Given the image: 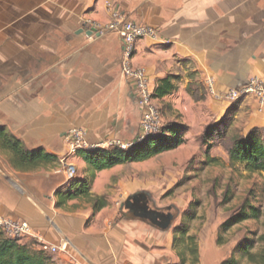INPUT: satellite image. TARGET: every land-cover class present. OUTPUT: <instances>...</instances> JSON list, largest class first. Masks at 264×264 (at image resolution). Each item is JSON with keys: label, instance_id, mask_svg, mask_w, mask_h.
Instances as JSON below:
<instances>
[{"label": "crops", "instance_id": "obj_1", "mask_svg": "<svg viewBox=\"0 0 264 264\" xmlns=\"http://www.w3.org/2000/svg\"><path fill=\"white\" fill-rule=\"evenodd\" d=\"M111 9L156 29L157 39L136 41L132 56L153 89L168 75H179L176 85L184 80L179 91L208 77L220 91L251 76L264 78V0H0V126L27 148L42 147L83 170L85 163L68 154V130L82 128L90 140L116 136L125 142L140 134L141 109L120 72V39L111 32L89 35L82 24L106 23ZM207 104L212 112L233 108L247 115L251 124L243 135L264 125L252 97L210 96ZM9 159L0 150V172L21 195L10 208L0 202V211L26 220L38 238L51 244L65 238L75 259L94 264L178 262L171 229L120 212L125 197L140 190L139 180L120 171L125 163L96 173L90 201L57 207L54 192L69 179L62 165L18 171ZM99 196L106 205L94 211L91 198ZM20 241H33L38 249L35 237ZM58 260L71 264L65 256Z\"/></svg>", "mask_w": 264, "mask_h": 264}, {"label": "rangeland", "instance_id": "obj_2", "mask_svg": "<svg viewBox=\"0 0 264 264\" xmlns=\"http://www.w3.org/2000/svg\"><path fill=\"white\" fill-rule=\"evenodd\" d=\"M179 82L173 97L156 99L155 103L162 126L181 123L187 127L184 143L146 162L125 163L120 171L140 181V190L134 193L147 194L157 208H172L174 218L168 229L173 231L172 249L178 262L194 264L193 257L184 250L187 241L179 232L183 229L193 236L198 247L195 264H221L229 257L240 264H251L242 256L241 247L250 244V250L257 253L264 243V174L246 171L242 164H231L226 152L232 137L243 135L242 130L251 123L246 120L247 115L240 116L233 108H217L212 112L207 104L211 95L203 81L192 80L181 91ZM223 117L227 120L230 117L229 132L207 139V128ZM1 153L6 154L2 150ZM96 173L85 164L83 170L78 168L75 177L85 174L92 182ZM20 195V189L12 186L0 172L1 204L10 208ZM253 208L257 210L256 217ZM239 211L250 216L224 226Z\"/></svg>", "mask_w": 264, "mask_h": 264}, {"label": "trees", "instance_id": "obj_3", "mask_svg": "<svg viewBox=\"0 0 264 264\" xmlns=\"http://www.w3.org/2000/svg\"><path fill=\"white\" fill-rule=\"evenodd\" d=\"M188 77L194 78L193 73ZM179 75H168L158 81L154 87L152 96L161 100L172 94L177 89L176 82ZM230 117H223L212 124L206 130L207 139L222 137L229 132ZM187 127L181 123L163 125L161 131L150 135L127 149L109 148L95 150H78L75 156L81 159L95 172L110 169L124 163H138L150 160L156 155L176 149L185 141ZM0 150L10 154V163L18 171H31L42 167L54 166L58 163L55 155L46 152L42 147L29 149L25 144L10 133L5 127L0 126ZM228 160L231 164H242L246 171L262 172L264 174V125L254 126L245 135H234L226 146ZM91 180L88 176L73 177L65 185L55 190L56 206L60 207L70 200L86 199L91 195ZM93 210H99L106 205L104 196L92 199ZM252 208V207H250ZM253 216H257V210ZM249 213L239 211L231 215L224 223L229 226L241 222L249 217ZM179 232L185 236L184 250L193 257L192 263L198 262V247L193 236L187 235L186 230ZM219 238L217 241L219 242ZM264 240V239H263ZM174 243V241H173ZM35 243L30 241L23 243L18 239L7 238L0 230V264H52L50 255L36 249ZM250 244L241 247L242 256L251 264H264V243L259 252L253 253ZM180 260L177 263L182 264ZM221 264H240L233 257L221 262Z\"/></svg>", "mask_w": 264, "mask_h": 264}, {"label": "built area", "instance_id": "obj_4", "mask_svg": "<svg viewBox=\"0 0 264 264\" xmlns=\"http://www.w3.org/2000/svg\"><path fill=\"white\" fill-rule=\"evenodd\" d=\"M110 6V4H108ZM110 19L106 23L84 20L83 27L93 30L98 35H104L107 32L114 33L122 43V56L120 61V72L124 79L131 82L135 97L141 109L140 127L141 132L136 139L125 142L116 136L109 138L90 140L82 128H72L65 134L68 154H75L78 150H95L120 148L127 149L137 142L150 135L161 131L162 122L155 100L152 96L153 86L147 73L140 67L132 65V56L136 41L149 37L157 39L158 34L155 28L129 20L117 10H110ZM207 92L214 98H225L229 101L242 100L246 97H252L258 112L264 113V78L251 76L244 83L228 88L225 91L217 90L213 78L208 77L204 81ZM36 148V147H34ZM62 165L65 175L71 179L77 173V166L69 163L65 158L58 159ZM68 179V180H69ZM0 230L7 238L21 240L25 237H35L39 241L38 249L52 258V264H60L61 256L70 260L71 264H94L83 259L74 258V249L70 243L62 238L59 244H51L38 238L30 224L26 220L7 217L0 211ZM61 255L55 258L56 255ZM131 264V263H126Z\"/></svg>", "mask_w": 264, "mask_h": 264}, {"label": "flooded vegetation", "instance_id": "obj_5", "mask_svg": "<svg viewBox=\"0 0 264 264\" xmlns=\"http://www.w3.org/2000/svg\"><path fill=\"white\" fill-rule=\"evenodd\" d=\"M120 212L123 216L141 218L162 226L169 217H173L172 208H157L151 198L145 193H135L131 199L126 200L120 205Z\"/></svg>", "mask_w": 264, "mask_h": 264}, {"label": "water", "instance_id": "obj_6", "mask_svg": "<svg viewBox=\"0 0 264 264\" xmlns=\"http://www.w3.org/2000/svg\"><path fill=\"white\" fill-rule=\"evenodd\" d=\"M79 32H80V31H79ZM87 33H88L89 35H91L92 33H94V31H93V30H89ZM133 196H135V193L128 195V196L126 197V199L124 200V202H125L126 200L131 199ZM122 203H123V202H122ZM122 203H121V204H122ZM121 204H120V205H121ZM173 218H174V217H169V218L166 220V222L160 227V229H161V230H167V229L170 227Z\"/></svg>", "mask_w": 264, "mask_h": 264}]
</instances>
